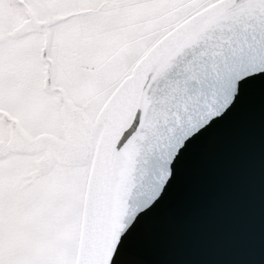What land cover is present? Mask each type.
<instances>
[{"label":"snow or ice","instance_id":"obj_1","mask_svg":"<svg viewBox=\"0 0 264 264\" xmlns=\"http://www.w3.org/2000/svg\"><path fill=\"white\" fill-rule=\"evenodd\" d=\"M0 264H264V0H0Z\"/></svg>","mask_w":264,"mask_h":264}]
</instances>
